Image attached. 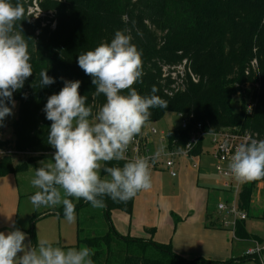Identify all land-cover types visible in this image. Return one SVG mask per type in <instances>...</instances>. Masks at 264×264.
<instances>
[{
  "label": "trees",
  "instance_id": "1",
  "mask_svg": "<svg viewBox=\"0 0 264 264\" xmlns=\"http://www.w3.org/2000/svg\"><path fill=\"white\" fill-rule=\"evenodd\" d=\"M32 1L11 0L24 7L17 29L20 27L27 39L33 75L13 93L18 115L11 125L12 136L4 137L6 118L0 126V148L11 150L0 159V176L26 169L25 163L14 162L15 155L38 159L54 153L47 143L51 121L43 109L47 98L64 86L61 77L81 81L79 93L88 96L93 114L105 102L103 95H94L92 78L78 66L77 58L110 42L117 30H125L142 52V82L133 87L139 94L149 95L155 86L156 94L168 102L167 108L150 109L147 123L167 113L193 114L192 123L201 122L205 131L237 128L241 134L264 140V0H38L45 16L34 21L27 15ZM179 66L183 72L176 71ZM45 70L56 82L40 87V72ZM246 84L257 86L253 92L239 95L238 104V91ZM166 140L167 148L183 150L189 134L180 127L169 129ZM201 145L194 148L192 156L200 155ZM124 163L112 161L108 166L122 167ZM261 181L264 178L246 183L239 195L248 217L237 220L232 230L236 239L262 244L246 227L248 218L259 216L253 215L252 199ZM140 192L127 202L104 197L108 227L84 234L78 225V246L92 249L94 264H198L200 258H186L171 243L156 241L154 228L137 237L121 234L112 225L111 212L131 216ZM70 199L75 210L90 205ZM59 213L64 214L63 206ZM206 219L208 227L219 226L209 213Z\"/></svg>",
  "mask_w": 264,
  "mask_h": 264
},
{
  "label": "clouds",
  "instance_id": "2",
  "mask_svg": "<svg viewBox=\"0 0 264 264\" xmlns=\"http://www.w3.org/2000/svg\"><path fill=\"white\" fill-rule=\"evenodd\" d=\"M23 17L21 3L0 0V126L13 114V93L33 75L27 39L17 29ZM131 39L125 30H117L110 42L78 55V66L92 78L94 95L105 97L95 114L87 104L88 96L79 93V80L61 77L64 86L47 98L43 109L51 121L47 143L55 151L51 162L41 161L35 168L31 184L38 190L29 198L34 207L62 205L64 218L71 223L76 219V206L70 198L102 207L104 197L127 202L138 192L151 189L153 158L128 159L126 153L149 121L150 109L167 108L168 102L156 94L155 86L149 95H141L133 87L142 82L144 73L142 52ZM55 82L47 70L40 72V87ZM112 161L125 163L108 166ZM228 168L239 182L264 178V140L239 144ZM26 240L27 233L14 225L12 231H0V264H94V253L87 246L63 249L47 239H39L35 245Z\"/></svg>",
  "mask_w": 264,
  "mask_h": 264
},
{
  "label": "rangeland",
  "instance_id": "3",
  "mask_svg": "<svg viewBox=\"0 0 264 264\" xmlns=\"http://www.w3.org/2000/svg\"><path fill=\"white\" fill-rule=\"evenodd\" d=\"M37 4L38 0H33L32 4L28 6L27 15L31 16L32 21L45 16ZM176 71L183 72V66L177 67ZM256 86V84L241 85L236 98L237 103L239 104V95L253 92ZM9 107L12 105L10 104ZM17 115L18 103L15 101L13 114L6 117L5 138L12 136L11 125ZM180 125L181 119L178 114L167 113L162 119L147 123L142 130L144 135L147 134V147L150 155L156 157L153 159L154 162L150 160L152 178L150 190L155 188V184L160 183L162 185L161 187L158 184L161 196L167 198L162 201L161 208L168 206L167 211L170 215L167 218L174 220V217L177 216L178 220L175 221L177 225L184 224L186 209L193 212L192 222L196 223L198 215L201 214L199 223L203 225L204 222L209 234L203 239H197L199 243L203 242V249L200 250L202 253L190 257L192 259L200 258L198 264H255L254 260L243 258L245 251L253 246V240L236 239L232 231L233 217L226 212L220 213L217 210L218 203L233 201L234 193L223 188V183L227 178L218 174L216 170L217 160L213 155L209 135L204 139L202 144L204 152L200 157L187 155L177 157L176 170L179 177L177 179L170 178V170L164 166L166 159L164 153L168 149L166 147V135L169 129L179 128ZM153 128H156L157 133L148 134ZM6 150L10 154V148H6ZM53 154L46 153L38 159H31L29 154L15 155L14 162L16 164L25 163L26 169L0 176V231H12L14 225L15 228L27 233L25 243L30 241L35 245L39 239H47L54 246L63 249L79 248L82 245L78 246V225L83 228L84 234H90L95 230L97 232L105 231L109 223L106 220L103 206L93 207L90 204L83 208H77L78 210H75L76 219L70 223L64 218V214L59 213L62 205L36 208L31 204L30 194L38 190L31 184L35 168L41 166V161L45 164L51 162ZM101 176H104L102 172ZM73 199L76 203L79 202V200ZM140 200H142V196ZM252 200L253 215L260 216L247 220L246 227L250 232L263 238L262 246L264 247V186L262 184L257 185ZM117 212L121 211L111 212L112 225L114 227L116 225H129L128 218L124 219L123 216L118 218ZM171 212H173V216ZM207 213H212L215 217L214 220H219V226L214 228L207 226L205 221ZM227 223L230 225H224ZM121 234L128 235V230Z\"/></svg>",
  "mask_w": 264,
  "mask_h": 264
},
{
  "label": "built area",
  "instance_id": "4",
  "mask_svg": "<svg viewBox=\"0 0 264 264\" xmlns=\"http://www.w3.org/2000/svg\"><path fill=\"white\" fill-rule=\"evenodd\" d=\"M178 115L181 119L180 128L188 132L189 141L183 150L168 148L164 153V157H166L164 166L167 170H170V176L172 178L177 177V157L181 155L192 156L191 153L194 148L200 142L201 144H203L205 137L209 135V137L211 138V145L213 147V155L217 160L216 170L218 174L227 178L223 183V188L234 193L233 201L220 202L217 204V209L218 212H226L229 216L233 217L232 224L234 225V229L237 220L246 219L248 217L247 211L242 209L239 204V195L244 185L248 182L237 181L231 175L228 164L231 160V156L234 154L235 148L239 144L245 141L250 142L255 138L248 133L241 134L237 128H226L217 132H208L204 130L203 124L201 122L195 121L194 123H192L195 118L193 114L180 113ZM156 131V128H153L149 131L148 134L157 133ZM162 133L164 132L162 131ZM5 155H8L7 150L4 148H0V159H2ZM126 156L128 159H134L137 157H148L153 159L156 158L150 155L149 149L147 148V134L144 135L143 132H141V134L134 139V141L128 146ZM224 225L230 224L227 223ZM244 256L254 260L255 264H261V258L264 257V247L258 240H253V246L245 251Z\"/></svg>",
  "mask_w": 264,
  "mask_h": 264
},
{
  "label": "crops",
  "instance_id": "5",
  "mask_svg": "<svg viewBox=\"0 0 264 264\" xmlns=\"http://www.w3.org/2000/svg\"><path fill=\"white\" fill-rule=\"evenodd\" d=\"M201 146L202 147H201L200 155L203 154L204 152L203 145ZM200 155H198L197 157H200ZM178 177L179 175H177V177L175 178H172L170 176V178L172 179H177ZM158 184L160 185V183ZM158 184H155V188H153V190L149 189L147 191L140 192V194L135 199L134 208L131 216L127 214L125 215V213H121V212L116 213L118 218L120 216H123L124 219L128 218L127 221L129 222V225L127 226L116 225L115 228L118 229L120 233H125V231L128 230V235L137 236V237L146 236L145 233L146 229L154 228L155 229L154 239L156 241L162 243H171L173 249L177 253L183 255L184 257L190 258L193 255L196 254L198 255L199 253H202L200 252V250L201 248L203 249V242L199 243L197 239H203L204 236L209 234L208 233L209 230L205 228L206 225H204V222L203 225H200L199 219H201V214L198 215L197 222L195 223L192 222L193 217H191L193 212H189V210L186 209V213H185L186 217L183 225H177L175 223V218L177 216L174 217V220L168 219L167 216L170 215V213H168L167 211L168 206L161 208L162 201L164 200V198L166 199L167 197L163 195L161 196ZM259 184H262L264 186V181L259 182L258 185ZM177 185L180 186L179 184ZM160 186L162 187V185ZM141 196H142V200H140ZM252 207H254L253 200H252ZM171 214L173 216V212H171ZM210 215L212 221H217L219 223L218 219L214 220L215 217L213 216L212 213ZM249 219L250 218H248L247 220ZM173 221L175 225L173 224ZM205 221L209 223V221L206 218ZM256 236L263 243V238H261L259 235ZM241 264H245V263H241Z\"/></svg>",
  "mask_w": 264,
  "mask_h": 264
}]
</instances>
